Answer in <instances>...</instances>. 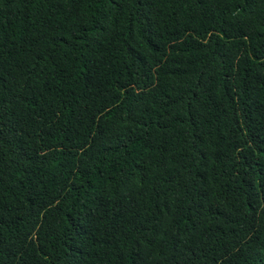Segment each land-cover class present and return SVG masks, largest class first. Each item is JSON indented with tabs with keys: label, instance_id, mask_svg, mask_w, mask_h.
Returning a JSON list of instances; mask_svg holds the SVG:
<instances>
[{
	"label": "trees",
	"instance_id": "1",
	"mask_svg": "<svg viewBox=\"0 0 264 264\" xmlns=\"http://www.w3.org/2000/svg\"><path fill=\"white\" fill-rule=\"evenodd\" d=\"M0 264H264V0H0Z\"/></svg>",
	"mask_w": 264,
	"mask_h": 264
}]
</instances>
